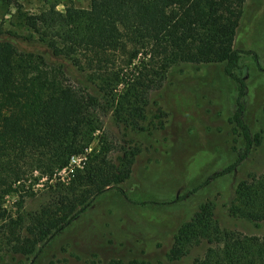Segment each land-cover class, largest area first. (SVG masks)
<instances>
[{
	"label": "trees",
	"instance_id": "trees-1",
	"mask_svg": "<svg viewBox=\"0 0 264 264\" xmlns=\"http://www.w3.org/2000/svg\"><path fill=\"white\" fill-rule=\"evenodd\" d=\"M245 2L87 0L85 8L55 5L25 15L29 37L0 38V259L35 257L107 191L123 195L131 162L104 120L145 132L151 95L176 67L222 64L234 84L230 123L242 146L236 161L203 185L237 170L259 144L243 119L240 59L250 53L233 47ZM95 139L98 152L88 154ZM63 170L66 182L58 177ZM34 198L41 203L23 213ZM231 213L264 228V170L236 184ZM200 244L206 248L192 264H264V236L220 229L208 209L179 229L167 257L177 261Z\"/></svg>",
	"mask_w": 264,
	"mask_h": 264
},
{
	"label": "rangeland",
	"instance_id": "rangeland-1",
	"mask_svg": "<svg viewBox=\"0 0 264 264\" xmlns=\"http://www.w3.org/2000/svg\"><path fill=\"white\" fill-rule=\"evenodd\" d=\"M55 5L57 11L66 5L85 8L87 0H0V38H9L8 32L14 38L29 37L23 16ZM233 47L250 53L240 59L246 82L243 119L259 142L234 173L203 185L233 164L242 146L230 123L234 84L224 76L222 64L176 67L164 88L151 95L145 132L118 129L104 120L105 132L123 148L119 155L125 153L131 162L129 176L120 186L123 195L107 191L38 255L3 257L0 264H192L205 244L191 248L177 261L167 254L179 229L201 209L210 211L220 229L264 236L263 227L254 228L231 213L236 184L264 170V0H246ZM97 141L88 154L98 152ZM79 162L71 163L78 166ZM58 177L66 182L67 172L60 171ZM191 191L186 200L171 203ZM7 202L11 208L14 201L8 198ZM39 203V198L26 200L23 213Z\"/></svg>",
	"mask_w": 264,
	"mask_h": 264
}]
</instances>
